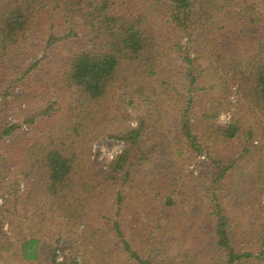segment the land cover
Returning a JSON list of instances; mask_svg holds the SVG:
<instances>
[{
  "label": "trees",
  "instance_id": "trees-1",
  "mask_svg": "<svg viewBox=\"0 0 264 264\" xmlns=\"http://www.w3.org/2000/svg\"><path fill=\"white\" fill-rule=\"evenodd\" d=\"M40 22L50 23L51 29L60 24L62 37L49 35L48 46L83 42L52 80V88L66 91L69 98L54 113L48 108L42 125L54 121L48 139L32 140L28 146L20 163H27L23 190L18 182H9L16 193L24 191L32 208L19 215L18 230L11 232L3 226L9 210L0 213V247H9L8 236L15 235L12 256L20 264H39L42 240L50 233L43 226L58 219L83 227L81 244L91 246L96 257L88 260L90 255L83 252L81 258L58 263V238L50 264H163L166 259L168 264L263 263L264 207L254 199L262 218L253 224L255 232L241 230L226 215L219 190L249 154L257 157L259 170L253 174L255 181L243 184L248 189L258 184V194L264 193V0H0V84L12 72L20 74L11 66L28 51ZM42 59L24 74L42 66ZM171 72L184 77L176 81ZM8 92L0 85V117L1 100L11 96ZM199 92L207 98L220 94L225 103L236 99L232 107L247 103L249 112L257 111V122L247 130L242 120L208 127L204 143L212 142L222 157H212L193 131L191 121L197 117L190 111ZM137 101L148 109L139 104L143 118L131 128L129 107ZM207 116L214 119L216 114ZM25 122L32 124L34 118ZM99 126L108 132L95 134ZM19 127L2 128L0 145ZM256 136L261 137L258 145H244L236 156H223L228 153L221 151L224 146L248 144ZM98 138L121 141L125 148L102 172L88 170L80 177V164H90L89 146ZM201 156H207L208 163L200 162ZM195 161L201 170L196 176L187 171ZM21 199L7 198L5 204L16 209ZM199 203L206 208L204 214H197ZM97 204L103 206L95 209ZM177 212L184 218L178 220ZM201 221L204 230H196ZM112 233L114 240L109 238ZM180 241L192 243L169 255L165 248Z\"/></svg>",
  "mask_w": 264,
  "mask_h": 264
},
{
  "label": "rangeland",
  "instance_id": "rangeland-1",
  "mask_svg": "<svg viewBox=\"0 0 264 264\" xmlns=\"http://www.w3.org/2000/svg\"><path fill=\"white\" fill-rule=\"evenodd\" d=\"M48 24L49 26H47L45 23L42 24V22L38 24L37 28L39 29L38 31L36 30L37 36L31 41L28 51L23 54L24 56L22 55L20 57H16V59L18 58V60L16 63H13L11 67L16 70L18 69V73L20 74L17 75V71L12 72L11 75H9L10 77L4 78L1 81L2 83L0 84L2 90L8 88V93L11 94V96L9 95L7 99L1 100L2 115L0 117V130L11 125L17 124L20 126L13 135H9L8 137H6L3 144L0 145V213L2 214V211H4L5 209L9 210L7 216L10 219H5L3 223V226L5 228L4 231L8 232H11L12 229L17 231L18 228L16 221L18 222L20 220L18 218L19 215L26 214L27 211L32 208L27 204L29 202H27L26 194H23L24 191H19L16 193V190L14 188L11 189L9 187V182H18L19 190H23L24 185L26 184L25 181L27 180L24 174L27 163H25L24 165H20V163H22L27 157V148L32 140L42 139V141H45V139H48L47 132L50 129L52 130V128H54V121H52L49 125L45 123L46 125H48L45 128L44 126H42L43 123L47 121L48 108L52 107L53 111L51 110L49 112L54 113L61 106L67 105L66 102L69 98V95L66 91L60 90V88H52V80L58 74L57 69L59 66L61 67L66 57L73 50L77 49L78 44H82L83 42V40H75L72 42L70 40H64L56 41L51 46H48L47 42L49 41V35L58 34V37H62L60 24H56V28L54 29H51L50 23ZM184 44L185 43L183 42V45ZM45 54L49 56L46 58ZM41 59L42 63L44 62L42 66L34 68L29 72V74H24V72L28 70L30 65H32L36 60ZM175 62L180 63L179 60H176ZM60 67L58 69V72L60 71ZM203 67H206L205 63H203ZM172 75L175 76L176 81H178V78L184 77L183 73H180V76L178 77V74H174L173 72H171L169 77ZM15 78H19L20 80L15 82L11 86L10 82ZM234 86L235 85H233L232 82V87L234 88ZM181 91L183 92V90ZM217 92L220 93V91ZM197 95L198 97L195 99L196 103H194V107L190 111V114L197 117L196 121H191V124L194 125L193 131L195 133L197 132L196 134H198L199 136L198 138L200 139V144H202L204 148H210L212 157H222L220 151H214L211 148L212 142H209L207 144L204 143L208 137L206 133L208 127L211 125L223 127L235 123L238 120H242V125L244 126L245 130H247V128H250L257 122V111L254 113L249 112L248 108H250V106L247 103H245L240 108L232 107L234 105L233 103L236 102V99H233L232 101L229 100L228 103H225L221 99L220 94L216 96L214 93L211 97L208 98L207 96H205L207 95V93L205 92H199ZM198 99L200 100L198 101ZM56 102L58 103V105L55 104ZM140 103L141 101H137L135 104H133V106L129 107V113L131 114V117L128 121V124L131 128L138 127L139 121H141L143 118L141 116L142 111L139 108ZM223 104L225 106H223ZM143 105L144 106L141 105L142 110H147L148 108L145 109V104ZM168 106V103L164 104L165 108H168ZM215 108L220 109L219 111L214 112ZM149 109L152 111L151 108ZM207 114H216V117L214 119H210ZM31 118H34V123L29 124L25 122V120H30ZM167 121L172 122V118H170V120L168 119ZM107 128L108 127L104 128L99 126L98 128H96L95 134L107 133ZM39 131H42V133ZM169 132L171 131L167 130L166 134H168ZM174 132L175 130L173 129V133ZM93 136L94 135H92V137ZM259 136H262V133H259ZM260 138L256 136L248 144L242 142L240 144L236 143L234 146H224L223 148H221V151H226L228 153H225L223 156H236L237 151L243 149L244 145H246L247 148L258 145L261 141ZM167 139L170 140L171 137H168ZM124 148L125 144L121 141L105 138H98L92 141L89 146L90 164L88 165L85 162L80 164V177L88 170H90L88 174H93V170L102 172L107 168L112 159L122 150H124ZM70 152H74V150H70ZM75 152L78 159L81 160L83 158V156L81 155L82 153L78 149H76ZM252 152L255 153L254 150ZM246 157H248L247 160L244 159L238 165V167L234 169L235 172L230 176L228 180H226L222 184L219 191L223 199L222 206L225 210L226 215L229 216L232 220L234 219L236 223L239 224V228L241 230H249L251 233L252 230L255 232V230L257 229V226H253V224L257 222L258 219L262 218V213L260 212L258 207L253 205V202L254 199L257 198L258 202L261 203V205L264 207V193L258 194L257 186L258 188L260 187V185L258 184L254 189L252 187L248 189L243 184V182L248 183L251 181H255L257 179V175L253 174L257 173V171L259 170L257 157L253 159L249 154H247ZM173 159L175 160V158ZM198 160L203 163H208L207 156H201L198 158ZM10 161H12V163ZM146 167L150 169L152 168V165L146 164ZM199 167L200 164L195 161L188 166L187 171L192 172L194 176H196L201 171ZM173 169H176V167H173ZM30 181L31 179H29V182ZM145 182L147 183L148 180L145 179ZM20 196H23V199L20 200L16 209L13 208L15 204H5V200L7 198H16ZM242 196L243 200H241ZM182 204L185 205V202H183ZM97 205L95 206V209L101 208L103 206L102 204ZM198 205V211L200 212L197 214H204L206 212L205 206L200 203ZM33 212L34 211H30V214ZM179 213L180 212H177L175 216H177L178 220H181L184 218V215L182 213L179 216ZM4 214H6V211L4 212ZM11 222L13 225L12 228L11 226H9V223ZM167 223L168 221L165 222V224ZM201 224L202 221L199 223V227H196V230H204ZM250 225L252 226V228L249 227ZM186 228H190L188 227V223H186ZM47 230H50V233H47V235H49H45V238L42 240L44 254L39 264H50V251L55 246V242L58 238L61 239V244H59L58 251H56V254L58 253L57 255L60 257L58 258V263H62L70 257L71 261L75 258L76 255H82L83 252H87L90 255L88 260H95L94 257H96V255L93 253L91 246L90 248H87L86 245L81 244L84 239L83 227H73L70 225L62 224L60 220L54 219L50 222V224L43 226V231L47 232ZM57 230H60V232H57ZM103 232H107V227H103ZM8 237L10 238L9 247L8 245L4 247L1 245L0 247V264H20L18 259L12 256V244H14L16 242L15 240L17 239L15 235L14 237L10 235ZM115 237L116 236L114 233L109 235V238L111 240H114ZM189 239L191 240L192 238L189 236ZM191 243L192 242L190 241L188 242V245H185L184 241H180V243H177L174 246H167V248L165 249L169 250L168 253L170 255L171 252L174 253L176 249V252L185 250L186 247L191 246ZM255 249L256 245H253L252 250L255 251ZM71 254L73 256H71ZM169 255L167 254V258L169 257ZM79 257L81 258V256ZM80 258L76 259V261L80 262ZM82 258L84 259L85 257L82 256ZM262 258H264V256H262ZM261 261L262 260H259L258 263L254 264H264V262L262 263ZM202 262L203 260H198L197 264H201ZM118 264H128V262L120 260ZM163 264H168L167 259Z\"/></svg>",
  "mask_w": 264,
  "mask_h": 264
}]
</instances>
